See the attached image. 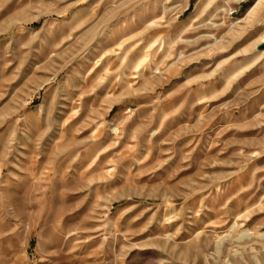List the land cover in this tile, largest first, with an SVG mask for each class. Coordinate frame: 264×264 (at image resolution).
<instances>
[{"label":"rangeland","instance_id":"rangeland-1","mask_svg":"<svg viewBox=\"0 0 264 264\" xmlns=\"http://www.w3.org/2000/svg\"><path fill=\"white\" fill-rule=\"evenodd\" d=\"M264 0H0V264H264Z\"/></svg>","mask_w":264,"mask_h":264},{"label":"water","instance_id":"water-1","mask_svg":"<svg viewBox=\"0 0 264 264\" xmlns=\"http://www.w3.org/2000/svg\"><path fill=\"white\" fill-rule=\"evenodd\" d=\"M260 50H264V45L260 48Z\"/></svg>","mask_w":264,"mask_h":264}]
</instances>
